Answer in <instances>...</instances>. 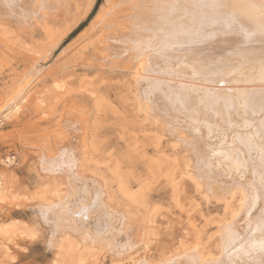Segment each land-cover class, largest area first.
<instances>
[{
	"label": "rangeland",
	"instance_id": "rangeland-1",
	"mask_svg": "<svg viewBox=\"0 0 264 264\" xmlns=\"http://www.w3.org/2000/svg\"><path fill=\"white\" fill-rule=\"evenodd\" d=\"M16 3L0 0V264H185L192 248L219 255V228L240 195L204 180L194 146L140 108L131 65L109 44L130 8L90 31L103 0L87 14L88 0H49L46 10ZM70 173L99 187L112 218L105 231H118L92 241L51 224L44 207L66 192Z\"/></svg>",
	"mask_w": 264,
	"mask_h": 264
},
{
	"label": "bare ground",
	"instance_id": "bare-ground-1",
	"mask_svg": "<svg viewBox=\"0 0 264 264\" xmlns=\"http://www.w3.org/2000/svg\"><path fill=\"white\" fill-rule=\"evenodd\" d=\"M1 1L9 9L18 2ZM32 1L36 10L48 7ZM122 5L131 10L127 29L109 44L131 65L140 108L194 146L191 162L204 180L215 177L224 195H240L219 228V255L207 260L192 248L185 264H264V0H103L88 29ZM65 191L44 207L55 227L88 232L92 241L119 230L105 231L112 218L94 182L70 173Z\"/></svg>",
	"mask_w": 264,
	"mask_h": 264
},
{
	"label": "snow or ice",
	"instance_id": "snow-or-ice-1",
	"mask_svg": "<svg viewBox=\"0 0 264 264\" xmlns=\"http://www.w3.org/2000/svg\"><path fill=\"white\" fill-rule=\"evenodd\" d=\"M262 9H264V5H262ZM262 15H264V12H262ZM260 31L264 33V21H262L261 23ZM260 102H261V105L264 106V96H261Z\"/></svg>",
	"mask_w": 264,
	"mask_h": 264
}]
</instances>
